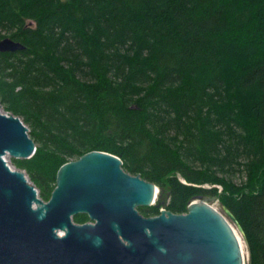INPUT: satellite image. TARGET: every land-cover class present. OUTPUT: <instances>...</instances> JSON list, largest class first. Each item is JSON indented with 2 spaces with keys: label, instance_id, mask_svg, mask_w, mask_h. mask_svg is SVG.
<instances>
[{
  "label": "trees",
  "instance_id": "trees-1",
  "mask_svg": "<svg viewBox=\"0 0 264 264\" xmlns=\"http://www.w3.org/2000/svg\"><path fill=\"white\" fill-rule=\"evenodd\" d=\"M4 38L0 105L36 145L11 163L42 200L106 152L158 188L142 216L215 199L264 264V0H0Z\"/></svg>",
  "mask_w": 264,
  "mask_h": 264
},
{
  "label": "water",
  "instance_id": "water-1",
  "mask_svg": "<svg viewBox=\"0 0 264 264\" xmlns=\"http://www.w3.org/2000/svg\"><path fill=\"white\" fill-rule=\"evenodd\" d=\"M23 49L0 41V53ZM35 151L29 129L0 105V264H248L232 224L243 239L241 226L210 198L191 201L184 214L144 217L138 209L155 204L158 188L125 172L118 157L91 151L59 168L44 201L7 160ZM79 214L89 221L75 223Z\"/></svg>",
  "mask_w": 264,
  "mask_h": 264
},
{
  "label": "rangeland",
  "instance_id": "rangeland-1",
  "mask_svg": "<svg viewBox=\"0 0 264 264\" xmlns=\"http://www.w3.org/2000/svg\"><path fill=\"white\" fill-rule=\"evenodd\" d=\"M8 160V163L12 166V167H14L13 166V164L11 163V159L10 158H8L7 159ZM238 179V177H235V180H237ZM209 186H207V188H208ZM211 200H210V205L213 207V208H215L217 211H219V212H221V213H223L222 212V207L220 206V204L215 200V199H212V198H210ZM160 210H163V208H161ZM232 227H233V229H234V231H235V234L237 235V236H240L239 237V239L241 240V243H242V245H243V250H244V253H245V255H246V257L248 258V254H247V250H245L246 249V245H245V243H244V241H243V239H242V237H241V235L239 234V232H238V230L236 229V227L232 224Z\"/></svg>",
  "mask_w": 264,
  "mask_h": 264
},
{
  "label": "bare ground",
  "instance_id": "bare-ground-1",
  "mask_svg": "<svg viewBox=\"0 0 264 264\" xmlns=\"http://www.w3.org/2000/svg\"><path fill=\"white\" fill-rule=\"evenodd\" d=\"M239 237L240 236H237V238H238V240H239V244H240V247H241V253H242V255H243V260H244V262H247V260H248V258L246 257V255H245V253H244V250H243V248L245 247H243V245H242V243H241V240L239 239ZM246 250V249H245Z\"/></svg>",
  "mask_w": 264,
  "mask_h": 264
}]
</instances>
